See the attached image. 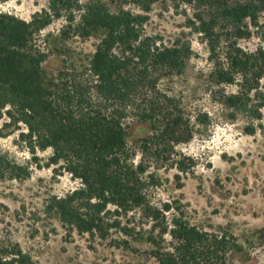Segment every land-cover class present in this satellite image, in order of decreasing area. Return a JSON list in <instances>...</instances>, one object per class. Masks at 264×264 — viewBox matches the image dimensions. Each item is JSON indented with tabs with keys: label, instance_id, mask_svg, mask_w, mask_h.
I'll return each instance as SVG.
<instances>
[{
	"label": "trees",
	"instance_id": "1",
	"mask_svg": "<svg viewBox=\"0 0 264 264\" xmlns=\"http://www.w3.org/2000/svg\"><path fill=\"white\" fill-rule=\"evenodd\" d=\"M156 1L46 0L29 20L0 10V118L25 127L18 136L30 153L50 150L45 167L79 180L46 205L69 232L138 250L143 257L136 264H234L240 246L229 229L192 223L181 201L156 202L151 195L158 169H192L195 159L178 146L212 122L174 89L192 55L190 42L146 33L145 15L128 8L147 12ZM170 1L189 6L188 26L208 46L210 97L230 116L243 114L248 134H264V0ZM55 19L63 20L62 37H98L85 65L44 71L46 53L32 39ZM253 35L260 40L254 49L238 45ZM132 121L148 125L135 146L127 140ZM29 170L0 148V177L24 179ZM0 264L36 263L17 242L0 237Z\"/></svg>",
	"mask_w": 264,
	"mask_h": 264
},
{
	"label": "rangeland",
	"instance_id": "2",
	"mask_svg": "<svg viewBox=\"0 0 264 264\" xmlns=\"http://www.w3.org/2000/svg\"><path fill=\"white\" fill-rule=\"evenodd\" d=\"M46 6V0H0V10L29 20ZM145 15L144 29L160 35L166 42L176 38L190 42L192 55L185 70L174 79V89L182 93L192 109L207 111L212 118L193 138L178 149L195 159L192 169L181 174L175 169L156 171L158 184L152 198L158 201L179 200L185 205L190 222L206 229L225 227L238 239L240 250L231 255L234 264H264V134L257 129L246 132L248 119L241 113L230 116L231 109L212 99L204 84V74L212 63L202 35L188 26L191 9L175 6L170 0H157ZM62 19H55L33 35L32 42L46 53L42 66L46 73L63 65L79 68L89 61L98 37H62ZM260 42L255 35L240 38L238 45L252 50ZM234 91L233 86H224ZM264 111V109H263ZM25 127L16 128L7 116L0 118V148L19 163L29 166L22 179L0 177V237L17 242L36 264H136L143 254L116 246L108 239L92 241L87 234L69 232L46 205L51 196H62L79 186V180L44 163L50 150L32 154L18 136ZM148 133V125L132 121L128 143H136ZM33 156L37 159L34 160ZM138 155L134 161H137ZM36 162L40 166H36ZM178 174V178L175 177ZM138 247L137 245H133ZM143 248V246H141ZM149 264H155L149 260Z\"/></svg>",
	"mask_w": 264,
	"mask_h": 264
}]
</instances>
